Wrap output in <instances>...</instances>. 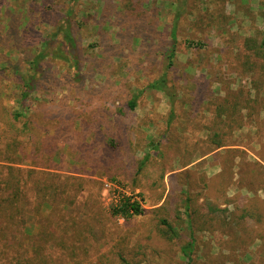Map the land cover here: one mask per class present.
Masks as SVG:
<instances>
[{
	"label": "rangeland",
	"instance_id": "374dc122",
	"mask_svg": "<svg viewBox=\"0 0 264 264\" xmlns=\"http://www.w3.org/2000/svg\"><path fill=\"white\" fill-rule=\"evenodd\" d=\"M62 25L80 75L46 58L23 101L15 69L27 74L55 32L54 48L67 50ZM263 33L264 0H0V91L29 128L15 154L24 168L47 163L81 177L44 204V218L29 220L35 239L1 241L0 264L32 254L41 228L51 234L42 239L46 264H264V57L244 43ZM163 78L174 97L152 87ZM122 122L138 140L134 156L153 161L139 187L130 185L127 148L105 147L120 140ZM5 131L0 124V156L13 135ZM123 196L144 198V213L113 217Z\"/></svg>",
	"mask_w": 264,
	"mask_h": 264
},
{
	"label": "trees",
	"instance_id": "16d2710c",
	"mask_svg": "<svg viewBox=\"0 0 264 264\" xmlns=\"http://www.w3.org/2000/svg\"><path fill=\"white\" fill-rule=\"evenodd\" d=\"M60 30L68 46L67 50H63L61 47L54 48L53 42H55L56 37L59 35V32H55L52 34L55 38L51 37L50 41L46 40L41 46L40 52L28 60L27 65L29 71L27 74L15 69L16 80L19 81L22 89L23 101L27 100L36 91V87L43 77L37 79V75L43 69L42 64L46 61V58H51L55 61L60 60L70 64L71 68H73L71 76L74 79H77L80 75V53L71 29L69 26L62 25ZM171 38V48L165 56L167 69L174 66L177 56V25H174ZM244 43L246 48L252 52L254 56L264 57V33L260 42H258L256 38L247 37L244 38ZM152 87L164 91L170 97H174L175 95L170 91L168 81L164 78L155 81ZM140 95L141 94L134 95V97L126 103V107L132 111L135 110ZM116 113L123 115L125 111L121 109ZM171 116H175V109L171 110ZM24 117L25 114L23 112H12L9 107L5 106L0 91V124L6 128L5 136H7L10 131H13L12 138H7V142L5 143L4 150H6L8 154L0 156V162H4V165H0V247H2L1 241H4L6 245L15 244L16 246H23L25 240L35 239L36 237L30 236L27 233V224L29 220L34 219L35 216L41 219L44 218L42 208L45 203H50L52 205V202L49 201L58 199L61 191L67 193L70 187L81 184V177L53 172V168L47 163L38 165L34 162L35 164L30 168L21 166L24 159L19 154H15V142L18 138L26 136L29 129L28 125L23 122ZM121 119L126 120L125 118ZM121 119H118V122ZM70 120L73 121V119ZM120 126L122 128L121 134H123L120 140L112 139L110 144L105 147L107 149H115L117 147L118 150L124 147L127 148V155L131 163L130 169L134 170L130 175L132 179L130 185L139 187L140 178L150 172L153 161L149 155H146L143 159L134 156L137 151L136 142H138V140L131 134L130 129L125 130V128L128 127L125 122L120 123ZM215 138H219L218 133L213 135V139ZM116 142H118V145ZM212 143L216 144L218 148L222 147V142H219V140H212ZM83 172L82 174H85V171ZM161 177H163V174ZM114 180L116 181L118 179L114 177ZM121 182L125 183L123 181ZM125 184L128 183L126 182ZM144 202V198L139 201L132 196H123L118 201V204L111 209V215L113 217L127 219L133 216H140L145 211L143 207ZM55 211H58L61 215V208H56L54 212ZM186 211L188 216H192L191 207L189 205ZM49 235L51 234L48 233L46 228H41L38 232L37 241L33 247L35 249L34 252L32 254L25 253L19 258L14 256L13 264H46V256L43 254L41 247L42 239Z\"/></svg>",
	"mask_w": 264,
	"mask_h": 264
}]
</instances>
